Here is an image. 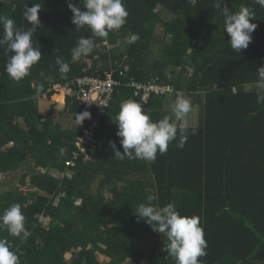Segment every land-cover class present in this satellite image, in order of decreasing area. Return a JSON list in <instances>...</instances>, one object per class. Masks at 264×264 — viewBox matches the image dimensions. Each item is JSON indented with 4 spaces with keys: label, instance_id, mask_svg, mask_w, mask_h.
Instances as JSON below:
<instances>
[{
    "label": "trees",
    "instance_id": "obj_1",
    "mask_svg": "<svg viewBox=\"0 0 264 264\" xmlns=\"http://www.w3.org/2000/svg\"><path fill=\"white\" fill-rule=\"evenodd\" d=\"M82 2L72 3L84 11ZM35 3L41 11L33 42L42 58L30 75L13 81L5 72L11 53L0 47V214L21 204L29 233L22 242L0 229V238L9 241L21 264H175L162 250L167 237L134 214L148 197L200 218L207 243L202 264H264V104L256 102L254 86L264 66V8L256 0H221V9L235 13L244 5L255 12L252 42L236 52L216 0H124L126 24L106 38L95 37L94 51L72 61L77 40L92 32L86 26L76 30L67 0H0V15L28 29L25 5ZM131 34L139 35L135 43L129 42ZM57 56L70 64L66 79ZM127 67L110 107L102 114L88 111L98 123L89 151L93 160L78 163L73 178L57 179L54 173L66 169L92 121L76 125L75 113L87 111L77 99L68 98L62 109L51 104L46 114L40 99H51L54 85L79 78L112 74L120 80ZM132 82L170 86L173 92L153 94L144 103L129 87ZM177 93L191 99L192 111L199 110L183 148L176 146L177 137L154 162L115 158L109 142L123 154L115 120L121 101L136 100L158 121L171 113ZM20 172L19 188L1 192L3 178Z\"/></svg>",
    "mask_w": 264,
    "mask_h": 264
},
{
    "label": "clouds",
    "instance_id": "obj_2",
    "mask_svg": "<svg viewBox=\"0 0 264 264\" xmlns=\"http://www.w3.org/2000/svg\"><path fill=\"white\" fill-rule=\"evenodd\" d=\"M220 2L221 0H216L215 3L219 9H221ZM256 3L264 8V0H256ZM82 4L84 11L69 2L68 8L73 14L72 23L77 31L86 26L91 30L92 37H80L77 40L71 50L72 61L89 56L95 48L94 38H106L109 32L121 29L129 15L124 0H83ZM221 10L224 16V30L230 37L231 49L236 52L247 49L252 42V33L257 27L255 23H250V20L255 19V12L244 5H241L235 13L226 7ZM40 11L39 3L32 4L30 8L25 5L23 16L31 25L28 29L18 27L12 18L0 15V26L3 29L0 35V47L4 48L5 55L11 53L5 72L15 82H20L30 75L33 66L42 58L37 41L33 42V35L40 27ZM128 39L130 43H135L139 35L131 34ZM55 63L62 78L66 79V74L70 72V64L61 56L56 57ZM40 75L44 77L45 73L40 72ZM257 76L254 85L257 89L256 102L264 104V66L257 70ZM42 89V84L37 87V95ZM54 95L57 94L54 92ZM119 107L120 110L115 117L118 127L116 135L121 138L123 154L116 150L115 143L110 141L109 145L115 151V158L122 160L127 157L154 162L157 153L162 155L167 152L169 144L177 140V137H179L177 147L183 148L187 142L188 116L192 111V101L186 95L177 93L171 105V113L158 121H153L148 112L143 110L142 104L136 100H123ZM89 119L91 114L88 111L75 113L74 116L77 126ZM44 122V119L41 120L42 124ZM191 134L195 135L196 130L192 129ZM60 151L63 154L65 150L61 148ZM152 201L153 198L148 197L147 202L138 204L134 214L154 232L167 237L168 242L162 250L174 259L175 264H202L200 258L207 255V243L200 218L194 215H181L173 203L161 207L153 204ZM25 221L21 204L14 203L0 214V229L6 230L13 237L21 238L23 242L29 235ZM0 264H21L19 255L10 249L6 238H0Z\"/></svg>",
    "mask_w": 264,
    "mask_h": 264
},
{
    "label": "built area",
    "instance_id": "obj_3",
    "mask_svg": "<svg viewBox=\"0 0 264 264\" xmlns=\"http://www.w3.org/2000/svg\"><path fill=\"white\" fill-rule=\"evenodd\" d=\"M73 2V0H67ZM128 67L119 73L121 79L115 80L112 74H108L105 79L84 77L66 84H56L52 91L59 94L66 102L68 98L77 99L84 104L85 110L96 109L98 114H102L110 107V102L116 90L123 86L122 78L126 76ZM129 87L135 89L136 94L141 96L144 103H147L153 95H164L172 93L170 86H159L156 83L141 84L132 82ZM91 123L82 129L81 136L74 145L72 156L65 161L66 169L54 173L57 179L73 178V169L78 163H90L93 159L89 154L90 144L94 143L93 130L97 127V121L92 117Z\"/></svg>",
    "mask_w": 264,
    "mask_h": 264
},
{
    "label": "rangeland",
    "instance_id": "obj_4",
    "mask_svg": "<svg viewBox=\"0 0 264 264\" xmlns=\"http://www.w3.org/2000/svg\"><path fill=\"white\" fill-rule=\"evenodd\" d=\"M161 31L158 32V38L159 40L161 39ZM159 43V42H158ZM158 43H157V46H158ZM154 57L155 55L152 54L150 59L153 61L154 60ZM57 96L58 95H54L53 97H51V99H40V110L42 111V114H46L49 110V107L51 106V104L54 102H58L56 105H57V108L58 109H62L63 108V105H64V101L62 98L63 101H58L57 100ZM62 104V105H61ZM42 108V109H41ZM198 113H199V110L195 109L194 111L190 112L189 113V116H188V122H189V126H195L197 125V119H198ZM31 164V163H30ZM26 167H28L26 165ZM21 179V172L20 173H17L15 175H9V176H5L3 178V186L1 188V192L2 191H8V190H15L17 188H19V181ZM22 190L26 191L25 188H21ZM44 221V224L46 225V220H43ZM148 238H145L144 239V242H143V245L145 246V244L147 243V240ZM100 253V252H99ZM71 255H68L67 258L70 259ZM99 259L100 261H104V260H107V258H105L103 255L99 254ZM143 264H147L146 262H144Z\"/></svg>",
    "mask_w": 264,
    "mask_h": 264
},
{
    "label": "crops",
    "instance_id": "obj_5",
    "mask_svg": "<svg viewBox=\"0 0 264 264\" xmlns=\"http://www.w3.org/2000/svg\"><path fill=\"white\" fill-rule=\"evenodd\" d=\"M53 89V88H52ZM60 96V95H59ZM168 101H171V99H168ZM56 103H58V102H56ZM52 104H55L54 102L52 103ZM65 104V103H64ZM62 105V104H61ZM39 108H40V101H39ZM42 109V108H41ZM49 109H50V107H49ZM49 111V110H48ZM40 112L42 113V111L40 110Z\"/></svg>",
    "mask_w": 264,
    "mask_h": 264
}]
</instances>
